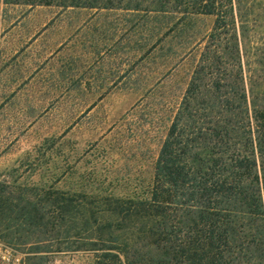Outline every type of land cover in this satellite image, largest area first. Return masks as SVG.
<instances>
[{"label":"rangeland","instance_id":"rangeland-1","mask_svg":"<svg viewBox=\"0 0 264 264\" xmlns=\"http://www.w3.org/2000/svg\"><path fill=\"white\" fill-rule=\"evenodd\" d=\"M183 2L182 13L149 15L0 3V53L27 61L26 81L0 89V185L14 193L33 186L120 192L147 183L207 49L229 66L239 63L245 91L261 97L264 0H198L195 10ZM156 40L159 48L147 55ZM2 236L24 264L30 244ZM38 246L50 250L37 253L43 264H88L84 254Z\"/></svg>","mask_w":264,"mask_h":264},{"label":"trees","instance_id":"trees-1","mask_svg":"<svg viewBox=\"0 0 264 264\" xmlns=\"http://www.w3.org/2000/svg\"><path fill=\"white\" fill-rule=\"evenodd\" d=\"M208 2L205 11L212 13ZM0 3L147 15L182 13L185 5L183 0H157L144 8L139 0ZM197 3L191 0L193 10ZM12 190L0 185V233L9 242L30 244L32 255L24 264H43L37 253L50 250H41L40 242L56 252L84 254L88 264H264V94L247 93L239 63L229 66L207 49L190 74L147 183L120 192L84 186Z\"/></svg>","mask_w":264,"mask_h":264},{"label":"crops","instance_id":"crops-1","mask_svg":"<svg viewBox=\"0 0 264 264\" xmlns=\"http://www.w3.org/2000/svg\"><path fill=\"white\" fill-rule=\"evenodd\" d=\"M35 41L36 39L33 42ZM24 58L20 59V57H14L6 61L0 53V89L8 88L12 83L14 86L19 83L18 81L20 80L26 81L27 61Z\"/></svg>","mask_w":264,"mask_h":264},{"label":"built area","instance_id":"built-area-1","mask_svg":"<svg viewBox=\"0 0 264 264\" xmlns=\"http://www.w3.org/2000/svg\"><path fill=\"white\" fill-rule=\"evenodd\" d=\"M0 264H23L22 255L0 239Z\"/></svg>","mask_w":264,"mask_h":264}]
</instances>
